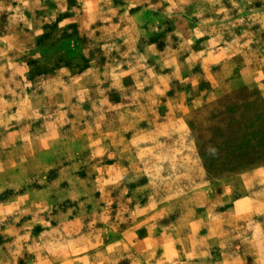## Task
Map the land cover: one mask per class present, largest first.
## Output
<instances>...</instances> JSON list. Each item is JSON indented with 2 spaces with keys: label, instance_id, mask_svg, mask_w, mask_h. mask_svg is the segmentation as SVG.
<instances>
[{
  "label": "rangeland",
  "instance_id": "obj_1",
  "mask_svg": "<svg viewBox=\"0 0 264 264\" xmlns=\"http://www.w3.org/2000/svg\"><path fill=\"white\" fill-rule=\"evenodd\" d=\"M0 264H264V0H0Z\"/></svg>",
  "mask_w": 264,
  "mask_h": 264
}]
</instances>
